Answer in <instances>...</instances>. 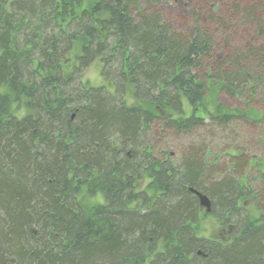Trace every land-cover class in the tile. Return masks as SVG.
<instances>
[{
    "label": "trees",
    "instance_id": "16d2710c",
    "mask_svg": "<svg viewBox=\"0 0 264 264\" xmlns=\"http://www.w3.org/2000/svg\"><path fill=\"white\" fill-rule=\"evenodd\" d=\"M197 3L183 32L126 0H0V264H264V163L203 133L264 131V46L216 38L263 36L264 0ZM209 97L235 107L199 117ZM168 134L196 141L160 156ZM198 194L231 236L197 232Z\"/></svg>",
    "mask_w": 264,
    "mask_h": 264
},
{
    "label": "rangeland",
    "instance_id": "374dc122",
    "mask_svg": "<svg viewBox=\"0 0 264 264\" xmlns=\"http://www.w3.org/2000/svg\"><path fill=\"white\" fill-rule=\"evenodd\" d=\"M126 2L131 5L135 9H143L148 8L154 11L159 12L161 15L165 17V19L170 22L177 30L186 32L189 31L190 28L195 24V20L200 11V3H197V0H126ZM218 41V46H226L229 48H235L241 51L243 48L247 47L249 43H255L259 46H264V35H259L255 32L251 27H242L239 29L237 36H233L231 38H225L223 34L216 35ZM99 62L94 63L84 75V81L92 86H99L102 84V76ZM128 104H133L134 100L132 98L131 89L128 90L127 95ZM242 103V104H241ZM240 104L243 106L244 102ZM219 104L227 107L228 105H232L235 107L230 101H228L224 97L219 98H211L209 97L202 108H200L198 112L199 117H203L207 119V114L204 112V109L208 110L211 113H216L214 109L215 106ZM255 110L252 112L253 117L258 113H264V106L261 104L253 105ZM204 108V109H203ZM14 112L18 116L24 114V109H19L16 105L13 107ZM185 110L187 112V116L191 114L192 109L185 103ZM257 115V118H259ZM256 118V119H257ZM251 126L245 125H236L231 126L229 132H233V135H228V137L224 136L222 138L221 133L215 132L214 140L210 136L207 137V130L203 131L204 137L207 139V142H211L212 148L214 152L218 155H225L228 152L229 147H234V150H230L229 153L232 155H237L241 151H244L252 158L264 163V131L260 130L261 128H254ZM196 140L193 138L187 137H176L173 134H168L164 138L158 140L155 143V148L157 154L160 156L171 155L174 158H179L181 151L183 148L187 147L189 144L195 142ZM148 180L146 178L143 179L139 184L138 189L143 191L146 188ZM256 199L254 196L247 197L244 201H242L239 205L245 208L252 218H260V212L257 209ZM206 211L200 217V222L197 226V232L201 236H206L210 239H220V234H223V237L231 236V231H223L222 227L215 218L209 215ZM223 231V232H222ZM226 239V238H225Z\"/></svg>",
    "mask_w": 264,
    "mask_h": 264
},
{
    "label": "water",
    "instance_id": "95a60500",
    "mask_svg": "<svg viewBox=\"0 0 264 264\" xmlns=\"http://www.w3.org/2000/svg\"><path fill=\"white\" fill-rule=\"evenodd\" d=\"M199 199H200L201 207L204 208L207 213H210L211 205H210V201L208 200V198H206L205 196L199 195Z\"/></svg>",
    "mask_w": 264,
    "mask_h": 264
}]
</instances>
